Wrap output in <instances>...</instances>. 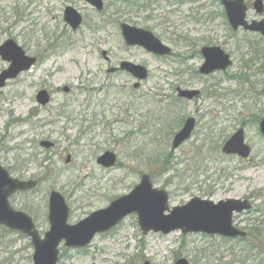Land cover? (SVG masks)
<instances>
[{
  "label": "rangeland",
  "instance_id": "1",
  "mask_svg": "<svg viewBox=\"0 0 264 264\" xmlns=\"http://www.w3.org/2000/svg\"><path fill=\"white\" fill-rule=\"evenodd\" d=\"M104 1L107 26L93 32L91 22L100 24L103 18L84 0H0V46L13 39L39 59L0 90L1 165L15 177L40 183L35 191L14 196L12 207L27 213L44 237L50 229L52 191L65 197L68 223L75 225L128 195L147 174L155 188L169 193L170 209L194 198L251 200L254 210L236 215L235 225L245 229L260 221L264 229V37L232 34L218 0ZM247 1L251 5L255 0ZM68 6L84 18L79 32L63 19ZM201 8V14L212 15L211 21H197L193 14ZM263 18L249 11V19ZM121 23L152 32L174 55L158 58L128 47ZM207 46L223 48L233 66L201 75L200 51ZM103 52L112 66L129 61L146 67L149 79L135 89L130 75H109ZM8 66L0 58V72ZM64 87L71 92L63 93ZM178 88L199 90L200 96L180 100ZM43 89L52 94L45 109L36 102ZM189 117L198 121L194 135L174 150V135ZM241 128L253 149L249 160L221 152ZM41 141L55 146L46 150ZM107 151L117 154L118 166L98 165ZM231 246L202 233L144 235L132 214L84 249L61 244L59 264H175L178 259L225 264ZM33 256L28 236L0 227V264H33Z\"/></svg>",
  "mask_w": 264,
  "mask_h": 264
},
{
  "label": "water",
  "instance_id": "2",
  "mask_svg": "<svg viewBox=\"0 0 264 264\" xmlns=\"http://www.w3.org/2000/svg\"><path fill=\"white\" fill-rule=\"evenodd\" d=\"M99 11L104 4L102 0H85ZM233 30L244 28L246 31L260 33L264 36V20L261 22H247L248 8L245 0H221ZM259 13H263L264 4L258 0L254 4ZM64 19L73 30L82 24V16L73 8L66 9ZM122 36L127 46L142 47L147 52L157 56H171L173 51L164 45L153 33L123 24ZM104 56L106 53L103 54ZM205 63L200 69L203 75H211L216 71H225L231 65L230 56L220 47H206L202 50ZM0 57L9 63V67L0 73V89L7 86V82L15 80L20 74L30 71L36 64L37 58L30 57L17 42L10 39L0 46ZM120 70L132 74L137 80L148 79L145 67L123 62ZM111 70L109 72H113ZM140 83L135 85L139 88ZM65 93L70 89L64 88ZM200 94L197 90L178 89V96L192 101ZM36 101L42 107L51 103V95L47 90L37 94ZM196 119L190 117L182 129L174 136L172 148L181 147L191 139ZM260 131L264 136V119L260 123ZM46 149L54 144L48 141L41 143ZM222 152L228 156H238L248 159L252 149L246 144L243 129L237 131L223 146ZM70 162V157L67 163ZM98 164L104 168H112L117 163V156L113 152H106L98 159ZM37 181H21L13 178L0 163V226L9 230L19 231L31 238L34 246L33 264H58L60 245L64 242L68 248L83 249L89 246L97 234L106 233L118 226L131 214L138 216V225L144 235L151 232L168 235L175 231L183 234L202 233L210 236H220L229 239L246 238L247 233L234 225L235 214L249 212L252 204L248 200L229 199L215 203L211 200L194 198L183 206L170 209V197L167 191L154 188L149 175H144L134 190L112 202L107 208L92 213L88 218L76 225L68 224L70 209L65 197L53 191L49 200L50 230L42 238L33 219L25 212L16 211L10 204V199L18 192H27L36 189ZM144 264H151L146 261ZM176 264H190L186 259H180Z\"/></svg>",
  "mask_w": 264,
  "mask_h": 264
},
{
  "label": "trees",
  "instance_id": "3",
  "mask_svg": "<svg viewBox=\"0 0 264 264\" xmlns=\"http://www.w3.org/2000/svg\"><path fill=\"white\" fill-rule=\"evenodd\" d=\"M204 9L201 8L200 10L194 12V16L196 17L198 22H209L213 18L209 12H205L201 14V11ZM221 17L225 20V25L228 28L225 13L222 11ZM178 123V127L180 126ZM177 127V128H178ZM173 134V132H172ZM166 171V170H165ZM257 222V221H256ZM253 224H250L249 227L245 228L248 231L249 236L247 239H239V240H224L226 243H231L232 246L230 251L229 261L225 264H264V257H255L254 253L258 252L259 256H264V229L261 228L263 223L260 221ZM235 252V253H234Z\"/></svg>",
  "mask_w": 264,
  "mask_h": 264
},
{
  "label": "flooded vegetation",
  "instance_id": "4",
  "mask_svg": "<svg viewBox=\"0 0 264 264\" xmlns=\"http://www.w3.org/2000/svg\"><path fill=\"white\" fill-rule=\"evenodd\" d=\"M106 10H107V8H106V4H105V1H104V9L102 10V12H99L98 10H95L94 9V11L96 12V14L97 15H100V17H102L103 19L100 21L101 23L100 24H95L94 22H91V25H90V28H89V31H93V32H99V31H104V29H105V27L107 26V23H108V21L106 20V19H104L105 18V13L104 12H106ZM84 19V18H83ZM123 23H121L120 24V28H121V25H122ZM83 25H84V20H83V23H82V26L79 28V30L78 31H76V32H79L80 30H81V28L83 27ZM104 59H105V61H106V63H107V67H108V70L110 69H115V68H117L118 66H120V64H121V62L119 63V65L118 66H112V64H111V58L107 55L106 57H104ZM107 70V71H108ZM108 73V72H107ZM109 75H117V74H126V75H129L128 73H126V72H123V71H114V73H108ZM131 76V75H130ZM59 90V89H58ZM57 93H58V91H57ZM66 130H68L69 129V127H66L65 128ZM21 180H29V179H26V178H24V177H21L20 178ZM18 195V194H17Z\"/></svg>",
  "mask_w": 264,
  "mask_h": 264
}]
</instances>
